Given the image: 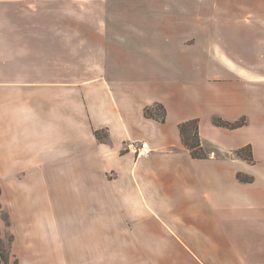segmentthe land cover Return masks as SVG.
Returning <instances> with one entry per match:
<instances>
[{"label": "crops", "instance_id": "0c3cea01", "mask_svg": "<svg viewBox=\"0 0 264 264\" xmlns=\"http://www.w3.org/2000/svg\"><path fill=\"white\" fill-rule=\"evenodd\" d=\"M192 118L207 158L182 144ZM0 197L20 264H69L63 241L264 264V0H0Z\"/></svg>", "mask_w": 264, "mask_h": 264}, {"label": "rangeland", "instance_id": "374dc122", "mask_svg": "<svg viewBox=\"0 0 264 264\" xmlns=\"http://www.w3.org/2000/svg\"><path fill=\"white\" fill-rule=\"evenodd\" d=\"M89 5L91 4L86 1V7ZM85 56L90 57L91 55L86 53ZM7 205L6 201L0 197V264H20V258L24 260L26 257H19L14 250L13 209ZM63 242L70 252V255L63 258H68L69 264H188L186 257L179 255L177 250L174 249V245L169 241L161 242L165 253L159 257L146 255L136 241H100V251L102 253L100 256L73 255L71 254L72 249L77 247L75 241ZM155 243V241H149V247L155 246ZM15 246L16 249L23 251L26 247L25 240L21 239ZM77 251L81 250L77 249ZM109 252L120 254L109 255Z\"/></svg>", "mask_w": 264, "mask_h": 264}, {"label": "trees", "instance_id": "16d2710c", "mask_svg": "<svg viewBox=\"0 0 264 264\" xmlns=\"http://www.w3.org/2000/svg\"><path fill=\"white\" fill-rule=\"evenodd\" d=\"M144 115L146 117L155 118L159 121H164L166 117V109L161 103H155L151 106L144 108ZM211 121L214 125L223 127L226 129H235L246 124L245 118H240L235 121L225 120L219 116L213 115ZM178 129L181 137L182 144L189 150L193 158H207L208 154L204 150L199 134V119L192 118L178 124ZM95 134L100 137L98 131ZM237 157L246 160L249 163L254 162L252 147L247 144L243 147L238 148L235 151ZM237 178L242 182H251L253 177L250 175L238 173Z\"/></svg>", "mask_w": 264, "mask_h": 264}, {"label": "built area", "instance_id": "2783aa9c", "mask_svg": "<svg viewBox=\"0 0 264 264\" xmlns=\"http://www.w3.org/2000/svg\"><path fill=\"white\" fill-rule=\"evenodd\" d=\"M134 150L137 156H147L151 152L147 142H141L138 146H134Z\"/></svg>", "mask_w": 264, "mask_h": 264}]
</instances>
